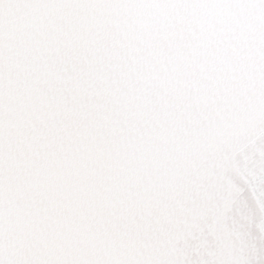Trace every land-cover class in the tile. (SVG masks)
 I'll return each instance as SVG.
<instances>
[{
    "label": "snow or ice",
    "instance_id": "snow-or-ice-1",
    "mask_svg": "<svg viewBox=\"0 0 264 264\" xmlns=\"http://www.w3.org/2000/svg\"><path fill=\"white\" fill-rule=\"evenodd\" d=\"M0 264H264V0H0Z\"/></svg>",
    "mask_w": 264,
    "mask_h": 264
}]
</instances>
